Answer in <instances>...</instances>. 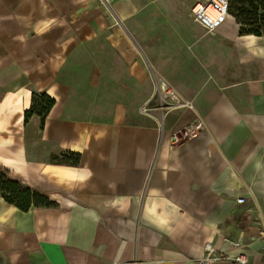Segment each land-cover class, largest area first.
<instances>
[{"label":"crops","instance_id":"obj_1","mask_svg":"<svg viewBox=\"0 0 264 264\" xmlns=\"http://www.w3.org/2000/svg\"><path fill=\"white\" fill-rule=\"evenodd\" d=\"M114 1L0 0V168L55 204L22 211L0 193V264H229L240 253L264 264V37L236 33L252 39L253 76L207 104L161 108L156 85L175 87L155 76L138 107L120 98L107 115L72 113L64 69L87 34L121 27ZM108 40L146 80L127 39ZM102 70L91 65L93 88H108ZM33 92L54 99L43 124L36 113L24 120ZM68 151L77 164L61 161Z\"/></svg>","mask_w":264,"mask_h":264},{"label":"rangeland","instance_id":"obj_2","mask_svg":"<svg viewBox=\"0 0 264 264\" xmlns=\"http://www.w3.org/2000/svg\"><path fill=\"white\" fill-rule=\"evenodd\" d=\"M196 1H114L116 7L119 4L124 10L121 27L87 34L64 69L63 76L73 92L71 112L98 110L107 115L109 103L120 98H126L130 107H138L137 102L150 95L155 76L173 85L191 104L193 100L207 104L224 87L253 76V55L250 57L244 49L252 39L236 35L239 24L231 14L232 20L226 18L213 34L197 26L190 15ZM234 28L236 32L231 37L228 33ZM111 31L126 38L127 47L145 61L149 74L146 80L139 82L127 73L121 53L108 40ZM94 62L103 69V85L108 88H93L89 84ZM122 84L132 88H116ZM230 93L238 101L244 99L242 92Z\"/></svg>","mask_w":264,"mask_h":264},{"label":"trees","instance_id":"obj_3","mask_svg":"<svg viewBox=\"0 0 264 264\" xmlns=\"http://www.w3.org/2000/svg\"><path fill=\"white\" fill-rule=\"evenodd\" d=\"M228 14H231L236 23L239 24L238 34L264 37V0H228ZM54 103V99L45 92H33L31 105L24 111V120L34 113L40 115L41 123L49 109ZM80 155L68 151L63 154L61 161L64 163L77 164ZM0 193L3 198L20 210L27 211L34 207H54V202L50 201L43 193L25 185L17 180L7 177L4 170L0 168Z\"/></svg>","mask_w":264,"mask_h":264},{"label":"built area","instance_id":"obj_4","mask_svg":"<svg viewBox=\"0 0 264 264\" xmlns=\"http://www.w3.org/2000/svg\"><path fill=\"white\" fill-rule=\"evenodd\" d=\"M101 4L109 5L111 0H100ZM215 11L216 16L212 18L208 12ZM190 13L193 17V20L198 23L204 30L210 34H213L218 27L226 20L228 15V0H197L190 8ZM153 80V79H152ZM156 92L158 93V97L160 100L159 106L161 108L167 107H185L191 106V103L185 99H183L177 91L170 86L166 82H158L156 85ZM145 103L140 111L142 113H147L148 106ZM202 128L201 123L195 124L192 128H181L172 134V138L174 140H178L183 138L195 130H199ZM179 134V135H178ZM245 198L243 196H239L236 198L237 203H243ZM208 251L212 252L211 246H207ZM220 259V256L214 255L211 258H203L201 261L202 264H208L212 260ZM229 264H251L249 262V257L245 254H237L230 257Z\"/></svg>","mask_w":264,"mask_h":264},{"label":"water","instance_id":"obj_5","mask_svg":"<svg viewBox=\"0 0 264 264\" xmlns=\"http://www.w3.org/2000/svg\"><path fill=\"white\" fill-rule=\"evenodd\" d=\"M87 6L79 7L72 15L73 17H79L86 10Z\"/></svg>","mask_w":264,"mask_h":264},{"label":"bare ground","instance_id":"obj_6","mask_svg":"<svg viewBox=\"0 0 264 264\" xmlns=\"http://www.w3.org/2000/svg\"><path fill=\"white\" fill-rule=\"evenodd\" d=\"M208 14L212 17V18H214L215 16H216V12L215 11H210V12H208ZM228 16V15H227Z\"/></svg>","mask_w":264,"mask_h":264}]
</instances>
